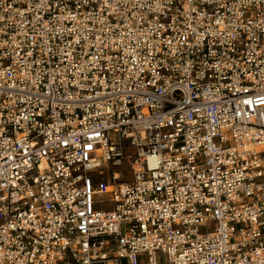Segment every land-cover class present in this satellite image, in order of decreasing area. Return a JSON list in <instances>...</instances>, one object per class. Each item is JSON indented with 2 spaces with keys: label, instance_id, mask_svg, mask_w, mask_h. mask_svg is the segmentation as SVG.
Returning a JSON list of instances; mask_svg holds the SVG:
<instances>
[{
  "label": "built area",
  "instance_id": "1",
  "mask_svg": "<svg viewBox=\"0 0 264 264\" xmlns=\"http://www.w3.org/2000/svg\"><path fill=\"white\" fill-rule=\"evenodd\" d=\"M160 256L264 264V0H0V264Z\"/></svg>",
  "mask_w": 264,
  "mask_h": 264
},
{
  "label": "rangeland",
  "instance_id": "2",
  "mask_svg": "<svg viewBox=\"0 0 264 264\" xmlns=\"http://www.w3.org/2000/svg\"><path fill=\"white\" fill-rule=\"evenodd\" d=\"M112 141L118 142L119 136L116 133H113L111 136ZM122 174V178H128L129 174L127 171V166L124 165L123 168L117 169ZM114 208V204L110 201L109 196L107 195H100L96 198V206L95 209L97 211H110ZM162 259V260H161ZM161 260V264H166L165 259L163 257H159Z\"/></svg>",
  "mask_w": 264,
  "mask_h": 264
},
{
  "label": "bare ground",
  "instance_id": "3",
  "mask_svg": "<svg viewBox=\"0 0 264 264\" xmlns=\"http://www.w3.org/2000/svg\"><path fill=\"white\" fill-rule=\"evenodd\" d=\"M152 161V160H151Z\"/></svg>",
  "mask_w": 264,
  "mask_h": 264
}]
</instances>
